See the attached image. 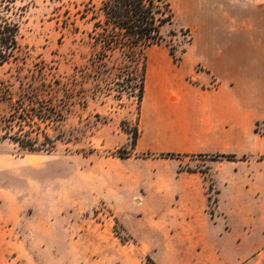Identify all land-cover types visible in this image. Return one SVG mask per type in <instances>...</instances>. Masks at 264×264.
Wrapping results in <instances>:
<instances>
[{"label": "rangeland", "instance_id": "obj_1", "mask_svg": "<svg viewBox=\"0 0 264 264\" xmlns=\"http://www.w3.org/2000/svg\"><path fill=\"white\" fill-rule=\"evenodd\" d=\"M100 1L16 0L2 13L19 26V48L0 66V264H160L167 256L155 245L176 229L166 210L178 201L161 194L159 180L132 152L142 61L124 68L118 52L103 58L89 40L91 12L84 11ZM168 2L174 17L162 30L164 43L146 51L172 47L182 62V50L193 51L187 41L200 9ZM194 59L190 54L184 66L201 70ZM14 109L28 111L24 130L32 138L38 133V143L47 135L50 151L31 152L2 138ZM40 110H62L63 119L38 120ZM175 158L188 171L207 172L215 161ZM259 175L244 217L259 246L242 249L249 255L242 264H264V167ZM210 190L209 215L217 202ZM171 250L181 252L180 263L197 260L195 249ZM221 255L226 260L227 249Z\"/></svg>", "mask_w": 264, "mask_h": 264}, {"label": "crops", "instance_id": "obj_2", "mask_svg": "<svg viewBox=\"0 0 264 264\" xmlns=\"http://www.w3.org/2000/svg\"><path fill=\"white\" fill-rule=\"evenodd\" d=\"M182 1L200 9L193 51L180 64L167 51H145L132 152L159 180L161 194L178 201L166 210L176 229L155 245L167 255L159 263L242 264L249 257L242 249L259 246L244 217L264 167V0ZM189 53L201 70L184 66ZM217 155L235 159L209 161L203 172L182 170L175 158ZM208 187L217 199L210 215ZM189 248L195 262L180 263L181 252L170 251Z\"/></svg>", "mask_w": 264, "mask_h": 264}, {"label": "trees", "instance_id": "obj_3", "mask_svg": "<svg viewBox=\"0 0 264 264\" xmlns=\"http://www.w3.org/2000/svg\"><path fill=\"white\" fill-rule=\"evenodd\" d=\"M15 1L0 0V66L8 63L19 48L17 40L19 26L16 21L2 14L3 11H9ZM88 12H91L89 22L92 23V29L87 37L93 42L97 51L101 52L103 58H108L111 53L118 52L120 65H123L124 68H130L142 61L138 76L140 105L145 74L144 53L152 46L163 45L162 30L166 25L172 23L174 17L170 3L168 0H101L96 10L87 9L84 14H88ZM82 16L85 18L84 15ZM171 35L177 36L176 33H171ZM191 42L192 38L189 36L187 46ZM183 53H185V49L182 50ZM169 54L175 64L181 63V58L175 56L172 47ZM62 114V110L53 112L40 110L35 116L38 120L56 123L63 119ZM29 116L26 109H23L22 113L18 115L17 110L14 109L9 119H6V129L2 138L9 139L31 152L50 151L48 147L52 148L53 141L47 135H42L44 141L38 143V133L36 138H32L30 137L31 132L24 130V124L29 120ZM15 121L21 123L16 131H14L15 126L13 125ZM137 137L138 130L135 132L132 149ZM212 158L213 160L227 161L235 159L233 156L225 155L212 156Z\"/></svg>", "mask_w": 264, "mask_h": 264}]
</instances>
